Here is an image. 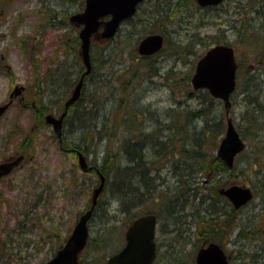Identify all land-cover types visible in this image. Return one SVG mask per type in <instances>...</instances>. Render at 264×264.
Instances as JSON below:
<instances>
[{"label":"rangeland","instance_id":"1","mask_svg":"<svg viewBox=\"0 0 264 264\" xmlns=\"http://www.w3.org/2000/svg\"><path fill=\"white\" fill-rule=\"evenodd\" d=\"M152 2L153 0L145 2L142 5V9L150 8ZM83 3V0H0V20H2L0 22V56L3 57L1 58L0 66L3 63L10 66L9 70L2 68V66L0 67V103L6 102L9 91L15 84L26 86L32 82L31 80L41 83L46 69L52 65L50 63L51 57H55V61L65 60V64L71 63L73 74H70V77L72 78L76 75L75 66L77 59L75 54L77 53L74 54L72 50L73 42L67 39V42L62 44L60 40L65 37L64 33L69 30V27H65V25L69 24V14L82 10ZM251 6L253 9L250 8ZM49 8H55L58 15L56 19H62L66 24L61 22L62 25H59L60 27L57 26L59 28L56 29L54 27V18L48 22L50 18L46 17L45 11ZM254 8L260 11V15L264 14V2H261V0H224L215 10L200 8L195 3H192L181 7V11L174 17V21L166 26L168 31L166 35L173 42L184 41L188 38V35L195 33L203 38V43L205 44L207 41L211 43L216 38L228 40L229 43L233 44L235 38L233 37V28L230 23H237L239 27L240 23L235 21L255 17V14L250 12L251 9L255 10ZM190 14H192V17L188 16ZM143 18L144 15L139 20ZM254 20L255 23L258 22L257 18ZM143 23L146 25L148 21L143 20ZM144 24L137 26V28H140L138 29L140 33L147 27ZM133 41L130 42L133 43ZM35 42L38 44L40 52L33 59V62L38 61L41 67H35L32 70V64L26 60L27 55L25 54L26 51L34 50L33 44ZM114 44L115 40L113 41V46ZM121 46L124 51L122 54H128L130 47L120 44ZM205 49L203 45H196L194 47L195 51L191 52L189 56L186 55L184 60L180 59L183 63L179 62L176 64L179 70L178 75H185L188 72L191 74L193 71L192 67L195 66L198 56ZM61 50L67 52L65 57L60 53ZM103 50L102 43H97L93 49V53L96 54L93 64L97 69L95 71L101 69L98 68V65L103 57ZM251 51L252 45L237 43L235 46V55L237 60H239L240 66L236 75V89L230 97V112L228 115H223L224 124H226L227 116L232 119L236 126L239 124L238 127H244L245 122H254V119L247 118L244 121L240 117V115L246 114V110L242 107L243 99L245 98L242 93L243 88L247 90L248 96L256 94L255 99H258L259 102L261 101V96L264 95V49L262 53L257 50L254 55L249 54ZM125 58V56H122V58L116 57L110 66L107 65V68L114 71L115 74L118 71L120 73L126 64ZM156 59L157 64L164 70L174 64V61L178 62L179 60L166 54H161ZM58 62L49 68L50 71ZM260 64H262L261 67ZM107 70H104L102 75H105L108 72ZM63 74L64 72H61V75ZM249 76L252 77L249 78ZM99 77L100 74L96 73L93 78L96 80ZM127 77L129 79L128 83L134 85L135 82H132L129 75L125 77V81ZM248 78L250 86L247 87H251V89L245 87L247 84L246 79ZM89 80L86 83V87H84L83 94H81L84 102L83 106L87 105L85 101L92 97L94 105L98 104L103 109L98 111V114L102 112L103 116H94V119L96 118L97 121H100V126L101 122H106L101 128L97 126L96 128L93 127L92 130V127L88 125L93 123V119L87 120V135L89 134V137H91L93 132L94 137L90 138L88 142L86 141V146L89 145L91 148L84 155L90 164L98 165L96 166L97 168L101 164L100 157L106 149H109L114 154L118 152L116 156H120L121 142L129 138H140L142 136L140 131L147 136L154 133V136L149 135L144 143L146 148L149 147V157H154L153 160H155L151 165L156 164L157 161L158 164L168 162L167 154L160 156L159 159L155 158L157 153L163 152V150L151 143L152 141H162L160 137H163L166 132L158 125L169 122L167 120L170 119L169 116L171 118H174L175 115L177 116L180 122L169 123L175 124L176 129L180 130V132L184 128L186 129L185 133L192 131V125L190 126V124L193 122H189L187 116H185L189 111L185 109L186 111L183 110L182 113L175 114V110L179 108L177 106H180L178 105L180 101L183 103L181 106L185 105L187 109L193 110L199 106V94L191 96L185 94L191 89V85L187 89L181 90V92L185 93L180 94L181 92L179 93V91L182 84L178 83L177 91H172L169 89L166 79L152 76L150 81H140L139 85L134 89H131L129 84L128 87H124L126 93H124L122 107H116L112 105L113 101H115V96H112V93V95L107 93L104 86L101 90L93 93L94 88L89 84ZM106 83H108V80ZM63 85L64 83L61 81V86ZM43 87L44 89L46 88L45 82ZM58 91L60 92V90H56V92ZM113 91L116 93L118 103V95L123 93V90ZM23 96L24 98L28 97L26 91L23 92ZM35 98L38 99L37 96ZM103 100L105 104L102 103ZM138 100L144 103L152 101L154 105L146 106L138 102ZM20 103L21 100L15 98L14 104L10 106L0 120V156L10 153V150H13V152L23 150L22 146L29 144V141H32L33 144L31 145L32 150H23L26 157L22 165L15 168L12 174L0 180V246H2L0 251L3 253L0 264H43L52 255L53 249L57 246L59 236H66L77 217L89 208L92 189L97 186L99 178H95L93 174L91 175L88 172H82L77 160L75 161L70 153V149L68 151L60 150L55 137H52L51 128L45 123L12 122V120L17 119H27V114L19 110L20 106L18 105ZM48 104L53 105V107L47 105L53 111L52 113L60 111V104L57 106L53 103ZM130 104H132V108L135 107L141 111L131 112L129 110ZM219 111L218 106L217 108L214 107L211 114H216L217 116ZM155 118H159L160 124L153 123ZM144 119L148 122H143ZM195 123L197 125L200 124L198 121H195ZM172 125L169 126L170 134H167L168 136L174 133ZM114 129L115 132L113 133ZM260 129L261 132L264 131V125H261ZM65 134L67 140V145L64 146L65 149L72 144H78V142L83 144L84 135L82 136L81 126H73ZM99 136H101V139H99ZM218 139L220 140V138ZM243 139L248 143L249 138ZM247 148L240 157L237 156L239 166L248 163L250 159L255 158L254 156H259L253 155L254 147H251V145L248 147L247 144ZM163 153H166V150ZM261 155L257 157L259 160L264 156V151L261 152ZM119 163L123 162L119 161ZM145 165L148 166L147 163ZM168 168L169 166L167 165L163 167L165 180L166 183L172 185L175 181L173 179L175 173L174 171H168ZM240 170L233 173L234 183L250 187L252 183L254 184L257 181V178H262V174H264V169H261L257 174L247 170L241 173L242 171ZM199 177L202 179V176ZM104 185L99 197L100 203L93 210L90 218L89 236L93 238L97 234L106 233L107 243L106 246L95 245L94 247H96L97 251L93 250L94 247L92 245L89 248L87 247L84 251L85 259L95 256L97 259L99 258V264H105L106 257L124 244V231L132 214L143 213L151 209H158L160 222L157 225L156 240L159 251L164 254L162 256L164 257L166 255L164 248L166 242H169L168 237L171 234V228L177 222L174 223L170 217L166 216L165 210L153 200L158 189L156 178L154 179L153 194L150 196V201L146 203L147 205H144V207L137 206L130 212L120 213L118 204L109 195V188L113 185L112 179H105ZM253 190L255 192V188ZM144 191L142 195L144 198H148L149 193L145 194ZM162 196L165 197L164 192ZM259 204V197L253 198L251 202L243 206V216L251 219L260 215L261 207H259ZM189 210V208H186L185 213H189ZM160 227H162V231L159 229ZM185 227H187L184 232L186 234L185 237H188L186 239L188 244L182 245L188 255V252L193 251L194 244L203 242L201 240L198 242L194 238L196 231L193 226L188 227L185 224ZM236 231L237 229L232 234V239ZM225 247L228 252L234 251L236 248L232 242L227 243ZM160 261L161 264L168 263L166 258L160 257V259H157L156 264H160ZM237 261H239V258Z\"/></svg>","mask_w":264,"mask_h":264},{"label":"trees","instance_id":"2","mask_svg":"<svg viewBox=\"0 0 264 264\" xmlns=\"http://www.w3.org/2000/svg\"><path fill=\"white\" fill-rule=\"evenodd\" d=\"M261 2H264V0H261ZM143 3L139 4L138 10L135 13V16L133 18L128 19L125 22L124 26L122 27V29L124 28V33L121 36L116 35L115 37L109 40L95 39V38L91 40L90 51H91L92 64H94V61H95L94 56L96 55L93 53V49L95 45L97 43H102V48L104 49L103 54H102L103 57L99 61V65H98V68H101V69H99V71H95L97 70L96 66L92 65L93 66L91 70L92 74L94 75L95 73L99 72L101 75L97 79V81H100L102 83V86L98 88L95 91V93L101 90L103 86L106 87L107 93L109 94L112 93L113 95L112 94L111 95L115 96L114 98L116 102V107H122L121 104L123 103L124 93H126V90L124 89V87H128L130 85L128 83L129 82L128 77H127V80L125 81V77L128 74H129V77L132 79V81L135 82L134 85H130L131 89H134L135 88L134 86L137 80L143 77H152L154 75L159 74L160 72V69L158 67L155 68L154 62H152V60L154 59L149 57L146 59L142 70L140 72H137L136 75H133V69H135L137 64L143 60V58L137 59L136 52H135L136 41L142 35L151 33V32H161L165 36H167L166 34L168 31L166 29V26H168V24L173 22L172 20H173L174 15L176 14V10H178L182 6L192 4L194 3V1L193 0H156V1L153 0L151 7L146 10L142 9ZM252 6L250 8H252ZM56 11L57 10L55 8H52V9L49 8L45 11V15L46 17L50 18L48 19V22H50L52 18L55 19L54 27L58 29L60 27L59 25H62L61 22L65 24L66 22L62 19H56V16H58ZM250 12H253L254 14H256V18L258 22L255 23L254 17L252 18L248 17L246 18L247 20L240 19L239 21H235V22L240 23L239 27L237 26V23L235 24L230 23V26L233 28V31H232V28H231V31H232L233 37L235 38L233 40V45L236 46L237 43H240V44L244 43L246 45H252V51L249 54L254 55L257 50H260V53L263 52L264 29L262 28L263 26L262 25V14L261 15L259 14L260 13L259 10L255 9V10H251ZM143 15H144V18L142 20H139V18ZM143 20H147L148 23L145 25L143 23ZM141 24H144V26H147V27L144 28L142 32L140 33L138 31V29L140 28H137V26ZM65 27H69V30H67L64 33L65 37L59 40H60V43L62 44L66 43L67 39H70L73 42L72 50L74 51V54L77 53L75 54L76 59H77L76 61L77 63L75 66L76 75L72 78L70 77V74H73V70H72V72H64V74L61 77H58V72H62V71H59L57 69L59 66H62L65 64V60L55 61L54 60L55 57L50 58V63L52 64L51 67L56 62L58 61L59 62L53 67L51 71L49 69L51 67L46 69V72L43 75V80L41 82V85H43V83L45 82L46 90L44 91V93L42 94L39 93L38 95L39 102L44 103V105L39 108V110L43 113L51 110V108L47 107V105H49L48 103H53L55 106L60 104L61 106L59 107L60 110L63 109V100L68 96L74 83L78 79L77 77L83 70V64H82L80 53H79V38L77 36V28L73 25H65ZM193 35L197 36L195 33H193V34L188 35L187 36L188 38H186L184 41H176L175 47L173 49L170 48V44L165 43L164 47L160 50V53L157 54V55L166 54L167 56H174L179 59L178 62L174 61V64H171V66H169L166 70L162 71L161 73L162 79H166L168 81V87L170 86L171 83H175V82L179 83V80L176 79V76L178 78V73H179V70L177 69L176 64L179 62L183 63L181 60H184L185 59L184 57L188 53L195 51L193 47L195 43H201V45H203V47H205L206 49L212 44L217 43V42L229 43L228 40L216 38L215 40L213 39L211 43L207 41L205 44L203 42H200L201 40L198 41L199 40V37H198L197 41L194 42L193 45L191 46L189 40L192 38L191 36ZM114 40H115V44L113 46ZM130 41H133V43ZM120 44L130 47L128 54L127 53L122 54V52L124 51H123L122 46L120 47ZM39 52H40V48L38 47V45H35L34 50L26 51L25 55H27V59L30 61V57L33 56L35 58L34 55L38 54ZM60 53L64 55L65 57V53L67 52L65 50H61ZM122 56L126 57L127 64L126 66H124L122 73L120 72V73L115 74L107 68V65L110 66V64L114 61V59H116V57L122 58ZM38 66H39V62L37 61L34 63V68L35 67L38 68ZM239 66L240 64H238V67ZM261 66L262 64H260V67ZM193 68L194 67H192V69ZM104 70L105 71L107 70L108 72L105 75H102ZM190 75L191 74H189V72L185 74L187 80L189 79ZM251 77L252 76H249V78ZM59 79L63 81L64 83L63 86H61V81ZM107 80H108V83H106ZM84 85L82 87L81 94H83L84 87H86V85L85 86ZM118 89L119 90L122 89L123 93L118 95L119 99L117 103L116 93L113 90L117 91ZM56 90H60V92L59 91L56 92ZM183 93L185 92H182V94ZM195 94L200 95V98H199L200 104L197 108L193 109L190 112V114L188 113L189 115H185V116H187V120H189V122H191L190 120L195 119V121H198L200 124L197 125L195 122L191 123L190 126L192 125L191 126L192 131H190V133H187V132L186 133L189 134L192 138L197 136L196 138H201L202 139L201 142L205 143V145L216 148L218 141H219L218 138L223 132V126H224L223 124L224 108H223L222 102L218 99L213 98L206 89L198 90L193 95ZM82 99H83L82 96H80L78 101L69 107L68 117L71 115L70 113L76 112V111H81V113H84V114L89 113V109L93 107L94 100H92V97H91V99H88L85 101L87 105L83 106L84 102ZM256 104H258V99H254V101L251 103V105H256ZM131 105L132 104H130V107H129V110L131 112L141 111L138 108H135V107L132 108ZM49 106L53 107V105H49ZM217 106L219 107V110H220L219 114H217L218 117L216 116V114L214 115L211 114L212 109L214 107L217 108ZM242 107L244 110H247L250 107V105L247 102V99L245 98L243 99ZM180 113H182V111H180ZM169 117L170 119H167L169 122L171 121L173 123L180 122L178 121V118L176 115L174 116V118H171V116ZM82 119L83 117H81V120ZM88 119L89 118H87L84 122H78L79 123L78 127L81 126V129L83 131L82 136L84 135L83 144L81 142H78V144H74V145L72 144L69 147V148L77 149L81 151L83 154L88 152L91 148L89 145L86 146V141L88 142L90 138L92 139L94 137L93 132H92L91 137H89V134L87 135L86 130L88 128L87 127ZM158 119L159 118H155L154 121L159 122ZM144 121L145 119L143 120V122ZM99 122L100 121H97L96 118L94 119V116H93V123L88 126L92 127V130H93V127L96 128L98 126L99 128H101L106 123V122H101V126H100ZM169 122L158 125L162 128V130L166 132L163 135V137H160V139H164V138L167 139L169 137L167 135V134H170L169 126L173 124ZM245 123H249V124H245L244 129H242V127H239L240 128L239 132L241 133L242 137L246 139L249 138V140H252L255 142V146H253L254 147L253 152L254 153L257 152L258 154L261 155V152L264 151V141H262V139H259V137L262 138L264 134L259 133L258 135L256 134L251 135L249 133V129L253 128V126H256V128H259V131H260L261 130L260 127L261 125H264L262 124L264 122H245ZM111 124L113 123L111 122ZM215 124H219L218 131L216 129ZM72 127H73L72 122H67L66 120V122L63 123V128H62V145L63 146L67 145L65 132L72 129ZM241 129L243 131H241ZM185 130L186 129L184 128V130H182L181 132L185 133ZM172 131L174 132L172 134L173 136H177L178 133H181L180 130L176 129L175 124L172 125ZM114 132H115V129L113 133ZM141 134L142 136L138 139L129 138L121 142L120 155H122V157L115 158V159L109 158V157L108 159H106L105 157L101 158V165L99 166V168L102 169L106 179L110 176L108 168L110 169L114 167V165H117L116 163H119V161H122L124 164L121 163V165H124L127 169L126 172L124 173L127 179L132 180L138 176L139 178L140 177L143 178L144 176L147 175V174L146 175L138 174L137 171L144 174L149 168V166L151 165V163H153L154 157H149L150 155L149 147L146 148V145L142 146V143L147 140L149 135L154 136V133L148 134L147 136L145 133H142V131H140V135ZM95 135H96V132H95ZM52 137H55L53 133H52ZM99 139H101V136H99ZM154 142L155 141H152L151 144L153 145ZM29 144H25L24 146H22V149L24 151L32 150V146H31L33 144L32 141H29ZM23 150L21 151L24 152ZM107 152H111V151L109 149H106L103 155L105 156ZM70 153L75 159L76 158L75 152L70 151ZM117 153L118 152H115V154ZM157 154L159 155V157L162 155H166V153L164 154L163 152H160ZM167 156H168L167 160L171 162H175L177 161L179 154L178 153L172 154L168 152ZM204 159L205 161H204V164L202 165V168L205 169L204 171L205 174L198 172L199 170L197 166L195 167L194 163L190 161V164L192 165H189L188 169H194L192 171L193 178L191 182V187L185 193L183 191L182 192L178 191L175 188V193L176 195L179 196V198L183 200L184 207L182 209L184 211L186 208L190 209L189 210L190 212L185 213V214L186 215L195 214L201 219L200 220L201 225H202V228H200L201 233L196 231V236L194 235L195 236L194 238L198 242L200 240L202 242L217 241L224 248L227 243L232 242L236 248L234 251L232 250L230 252L226 251L227 254H229V264H248L250 263L249 259L251 258L252 254H254L259 249L264 250L263 248L264 247V174H262L263 175L262 178H257V181L254 184L252 183L253 188H255L254 198L257 196L259 197V202H260L259 206L261 207L260 208L261 214L254 216L253 218L250 219V218H246L245 216H243V212H242L243 207L239 209H234L231 206V204L227 201L226 198L218 195V188L220 186L227 185L233 182L232 169L234 168L228 169L226 168V166L223 165L222 162L221 164L220 163L218 164V160L220 159L216 157L214 154H206ZM255 162L257 161H254L253 163ZM146 163L148 164V166L145 165ZM220 166H222L221 170H220ZM262 169H264V166L262 167ZM223 170L228 171L229 174L228 175L226 174L224 177H221L220 171H223ZM229 170H231V172ZM92 171L94 170L92 169ZM199 176H202V179ZM174 177H176V175ZM119 178H121V176H119ZM144 192L145 194H148L149 190L146 189ZM172 195H173V192H166L165 197H171ZM213 198L215 200L211 202L210 207L209 205H206L208 204L209 199H213ZM216 209H220L221 212L214 215V212L217 211ZM140 213L142 212H137L134 215H132L130 220H132L136 216V214H140ZM166 216L172 218L170 214H166ZM174 223L176 222L174 221ZM174 226L180 227L179 224H174ZM159 229L162 231V227H160ZM236 229H237L236 234L232 239L231 236ZM171 232H172V228H171ZM64 239H65V236L64 237L59 236L57 246L53 249L52 254L60 245H62ZM168 240L169 242H166V246L164 248V253L166 254L164 257H162L164 254L160 253L159 247L157 245L156 260L154 261L153 264H156L157 259L158 258L160 259V257L164 259L166 258L168 263H165V264H194V254L200 244H194L195 247L193 248V251H191L190 253L188 252V255H187L186 253L187 251H185L183 248V245L180 244L181 242L180 240L176 238L172 239L171 234H169ZM90 241L91 243L88 244L87 246L88 248L91 245L92 247L95 246L92 243V238L90 239ZM245 242H248V243H245ZM4 245L6 246V244ZM0 249H2V246H0ZM93 250L97 251L96 247H94ZM2 254L3 253L0 251V259H1ZM238 258H239V261H237ZM99 263H100L99 258L97 259L95 256H90L86 260L84 256V252L79 255V264H99ZM160 264H161V261H160ZM259 264H264V263H259Z\"/></svg>","mask_w":264,"mask_h":264},{"label":"water","instance_id":"3","mask_svg":"<svg viewBox=\"0 0 264 264\" xmlns=\"http://www.w3.org/2000/svg\"><path fill=\"white\" fill-rule=\"evenodd\" d=\"M142 0H84L83 10L73 13L69 21L80 26L78 37L80 39V55L85 70L79 77L71 95L64 103V110L55 117L46 114V123L52 125L59 144H61V128L63 116L69 105L73 104L80 96L83 78L91 70L90 42L91 37L102 39L112 38L120 24L131 17L136 6ZM198 5H217L222 0H195ZM162 35L159 33L148 34L138 43L137 51L146 55L162 47ZM236 61L233 48L227 44H215L207 49L197 60L190 82L194 89L206 88L209 93L219 98L224 103L226 114L230 107V94L235 88ZM21 86H15L9 97L20 93ZM10 100L0 104V116L10 104ZM226 133L218 145L217 152L224 163L231 167L237 152L243 147V140L236 131L232 120L226 119ZM22 155L11 160L0 162V176L9 173L16 166ZM77 162L80 169L86 172L93 166L85 161L83 153L77 152ZM100 183L93 189L91 203L75 222L71 233L66 237L63 245L44 264H78V255L86 245L88 238L87 222L96 206V199L100 194L104 177L99 173ZM222 189V188H221ZM231 201L234 208H239L252 198L250 187L232 184L223 191ZM155 215L146 214L134 219L124 233L125 244L109 256L106 264H151L155 257L156 244L154 241ZM195 264H228L227 255L220 244L208 242L198 248L195 253Z\"/></svg>","mask_w":264,"mask_h":264},{"label":"bare ground","instance_id":"4","mask_svg":"<svg viewBox=\"0 0 264 264\" xmlns=\"http://www.w3.org/2000/svg\"><path fill=\"white\" fill-rule=\"evenodd\" d=\"M198 6L202 7L200 5H198ZM182 7H184V6H182ZM180 9H181V7L178 10H176V14L174 15V17L181 11ZM188 16L192 17V14H190ZM174 17H173L172 21H174ZM239 20L240 19H238L236 21H239ZM126 21H124L119 26V28L114 33L113 37H115L116 35L121 36L124 33V28L122 29V27L124 26ZM262 25H263L262 28L264 29V14H262ZM161 35L163 37L161 45L164 46L165 43H167V44H170V48L173 49L175 47V42L170 41L168 38V35L165 36L163 33H161ZM191 37L192 38L189 40L191 46L193 45L194 42L197 41L198 37H199L198 41L201 40L200 42H203V38H201L200 36L193 35ZM142 38H143V36H141L136 41L135 52H136L137 59L143 58V60L137 64L135 69H133V75H136L137 72H140L142 70L146 59L150 57V58L154 59V60H152V62H154L155 68L158 67L160 69L159 74L154 75V77L162 79L161 73H162V71H164V69H162L161 66H159L157 64V59H156V57L161 55V54L157 55L160 53L161 48L155 52H151V53L146 54V55L140 54L137 51V46H138L139 41ZM196 45H201V43H195L193 45V47H195ZM190 53H188L187 55L189 56ZM155 55H157V56H155ZM125 61H126V58H125ZM126 64H127V62H126ZM126 64L124 66H126ZM71 65H72L71 63H66L62 66H59L57 70H59V71L61 70L62 72H72L73 67L71 68ZM65 68H67V69L65 71H63ZM123 68L120 71L121 73L123 71ZM112 72L115 73L114 71H112ZM97 73H99V72H97ZM117 73H119V71ZM95 74L93 75L91 72L90 74L86 75V77L84 78V80H85L84 84L85 85H86L87 81L89 80V78H90V80H92V82H90V80H89V84L93 86V88H94L93 92H95L98 88H100L102 86V83L100 81H97V79L94 80L93 77L95 76ZM60 76H62L61 72H58V77H60ZM132 77H134V76H132ZM150 78L151 77H145V78L143 77V78L137 80L134 87H137V85H139V82L142 80H149L150 81ZM178 78L176 76V79L179 80V84H182V86L180 87V91H179V93H180L181 90L187 89L191 85V82L189 80H187L185 75H181V76L178 75ZM246 81H247V84L245 87L250 86L249 78L246 79ZM177 85H178V83H176V82L171 83L169 86V89L172 91H177ZM247 88L251 89V87H247ZM263 89H264V86H263ZM192 90L196 91L194 88ZM242 93L245 95V99H247V102L250 105V107L245 111L246 114L241 116V119L245 121V119L251 118V119H254V122H264V95L261 96V101L260 102L258 101V104L251 105V103L254 101V99L256 98L257 95L254 94V95L248 96L247 90H245V88H243ZM180 94H182V92ZM109 101H110V99H109ZM138 102H140L146 106L154 105V103L152 101L148 102V103H144V102L138 100ZM102 103L105 104L104 100ZM111 103H112V101H111ZM94 104H93V107L89 109L88 114L81 113V111H76V112L70 113L71 115L68 117L69 112L66 110V113L63 116L62 122H66V120H67V122H72V126H79L78 122H84L87 118L93 119V116H103L102 112H99V114H98V111L103 110V109H101L98 104L96 106ZM108 105L110 106V104H108ZM108 105H104V106H108ZM112 105L116 106V102L113 101ZM179 105H180V106H178L179 110H175L176 113H180V111H183L185 109L189 111V114L192 111L191 109H187V107L185 105L181 106V105H183V103L181 101H180ZM188 111H187V113H188ZM223 113L226 114L225 110L223 111ZM189 114H187V115H189ZM81 117H83L82 120H81ZM153 121H154V119H153ZM190 121L195 122V119H192ZM127 122H129V121H127ZM150 123H152V122H150ZM153 123L154 124H160V122H155V121ZM245 124H249V123H245ZM262 124H264V123H262ZM215 125H216V129L218 131L219 130V124H215ZM234 127H235L236 131L238 132L239 136L243 140V147L235 155L234 160H233V164L231 167H228L224 163V161L220 158V156L218 155V152H217L218 147L213 148L212 146H207V145H205V143L201 142V140H202L201 138H196L197 136L192 138L189 134L181 132V133H178L177 136H169L167 139L164 138V139H162V141L159 140V141L154 142V146L159 148L160 150H163V152L166 150L167 151L166 154L168 152H170L172 154L178 153L179 156L177 158V161H175V162H171V161L163 162V164H158V161H157L156 164L150 165L144 174L137 171L138 174H142V175L147 174L143 178L142 177L139 178V176H138L132 180L127 179L126 175L124 174L127 169L124 165H121L120 163H116L117 165H114V167H112L110 169L108 168L109 175H110L108 178L112 179V181H113V185L110 186V188H109V193H110L109 195L118 204V211L120 213L121 212H130L133 208H135L137 206L138 207L139 206L144 207V205H147L146 203L148 201H150V196L153 194L154 179L156 178V185H158V189H157L156 194L154 195L153 200L157 204H159L161 208H163L165 210L166 214L171 215V217H172L171 219L173 222L175 221V222H177V224L180 225V227L172 226L171 238L172 239L176 238V239L180 240L181 245L187 244L188 242L186 239H188V237H185L186 234L184 232L185 230H187V227H185V224L188 227L193 226L194 230L198 231L199 233H201L200 228H202V225L200 222L201 219L197 215H195V214L186 215L185 214V211L182 209L184 207L183 200L181 198H179V196L176 195V193H175V188L178 191H181V192L183 191L185 193L191 187V182H192V178H193V175H192L193 172L192 171L194 169H188L189 165H192V164H190V161H192L194 163L195 167L197 166V168L199 170L198 172H201L202 174H205L204 173L205 169L202 168V165L204 164V161H205L204 158H205L206 154H214L216 157H218L220 159V160H218V164L219 163L221 164V162H222L223 165L226 166V168H228V169L234 168V169H232L233 173L235 171L239 172V169H241L240 170V171H242L241 173H244L245 170H247V171H251L253 174H257L259 171H261L262 167L264 166V156L262 158H260V160H259V158H257V157H259L261 155L258 154L257 152L253 153V155H259V156H254L255 158L250 159L248 163H244L242 166H239V161L237 160V156L240 157L246 151V149H248L247 144H248V147H250V145H251V147H253V146H255V142L252 140H248V143H246L245 140L243 139L244 137H242L241 133L239 132L240 128L238 126H237L238 128L236 126H234ZM226 128H227V124H224L223 132L220 135L221 137L219 136L220 140L223 137H225ZM242 129H244L243 126H242ZM242 129H241V131H243ZM249 133L251 135H254V134L258 135L259 133L264 134V131L261 132V131H259V128H256V126H253V128L249 129ZM259 139H262V141H264V135L262 138L259 137ZM144 143L145 142L142 143V146H144ZM206 149H207V151H206ZM84 157H85V155H84ZM103 157H105L106 159H108V157L115 159V158L122 157V155L116 156V154H114L112 152H107L105 156L102 155L100 158H103ZM155 158L159 159V155L157 154L155 156ZM85 161L87 164L93 166L91 169L87 170L88 173H90L91 175L93 174L95 178H99V173H100L103 175L104 179H106L102 169L96 167L98 165L90 164L86 157H85ZM153 161H155V160H153ZM254 161H257V162L253 163ZM100 162H101V160H100ZM166 165L169 166L168 171H174V173L176 175V177L173 178L175 181L173 182L172 185H169L168 183H166V180H165V175H164L165 172L163 170V167ZM92 169L95 171H92ZM186 169H188V170H186ZM221 169H222V166H220V170ZM229 171L231 172V170H229ZM226 174L227 175L229 174L228 171H225V170L220 171L221 177H224ZM119 176H121V178H119ZM220 180H222V179H220ZM99 183H100V180L98 181L97 186L99 185ZM104 186L105 185L103 183L102 190H103ZM228 186H230V184L220 186L218 188V195L226 198L227 201L230 204H232L231 201L227 198V196L220 191L221 188H222L221 190L225 191L228 188ZM146 189L149 190L148 198H144V196L142 195V192ZM163 192H164L165 196H166V192H173V195L171 197L166 198V197L162 196ZM100 195H101V192L96 199V205H99V203H100L99 202ZM213 200H215V199L214 198L209 199V202L206 205H209V207H210L211 202ZM216 210L217 211L214 212V215L221 212L220 209H216ZM157 211H158V209L146 210L143 213L136 214L134 219H136L137 217H140V216H144L146 214L157 213ZM132 215H134V214H132ZM89 222H90V218L88 220V229H89ZM126 228H125V230H126ZM124 233H125V231H124ZM92 243H93V245H96V246H106V243H107L106 233H101V234L95 235L92 238ZM245 243H248V242H245ZM223 250H224V252H226L227 251L226 247L223 248ZM194 259H195V256H194ZM249 260H250L251 264L264 263V250H262V249L257 250L254 254H252V256Z\"/></svg>","mask_w":264,"mask_h":264},{"label":"flooded vegetation","instance_id":"5","mask_svg":"<svg viewBox=\"0 0 264 264\" xmlns=\"http://www.w3.org/2000/svg\"><path fill=\"white\" fill-rule=\"evenodd\" d=\"M1 21L2 20H0V22ZM0 58H3V57H0ZM24 91H26V93L28 94V88L24 87L22 92H24ZM30 91L34 93V92L38 91V89L34 87ZM21 101L22 102L20 103V105H18V106H20L19 110H21L22 112H25L27 114V119H25V120H23V119L12 120V122H45L43 112H41L39 110L38 105L33 100H30V103H27V97H26V98H21ZM13 104H14V100H13L12 105ZM8 110L9 109H7V111ZM54 114H57V113H54ZM16 154H18V153H15V152H13V150H10L9 154L7 153L6 155L0 156V162L5 161L7 159H10V158L14 157ZM2 177H4V176H2Z\"/></svg>","mask_w":264,"mask_h":264}]
</instances>
